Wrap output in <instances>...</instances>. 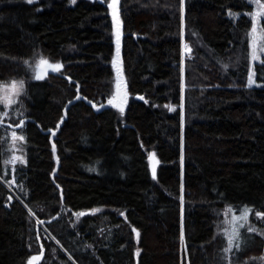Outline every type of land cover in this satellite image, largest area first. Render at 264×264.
Returning <instances> with one entry per match:
<instances>
[{
  "label": "trees",
  "instance_id": "16d2710c",
  "mask_svg": "<svg viewBox=\"0 0 264 264\" xmlns=\"http://www.w3.org/2000/svg\"><path fill=\"white\" fill-rule=\"evenodd\" d=\"M111 1L0 0V118L2 84L25 86L9 111L25 136L11 169L0 121V264H264L253 5L119 0L116 35ZM41 58L59 73L36 79ZM245 206L229 245L228 209Z\"/></svg>",
  "mask_w": 264,
  "mask_h": 264
},
{
  "label": "rangeland",
  "instance_id": "374dc122",
  "mask_svg": "<svg viewBox=\"0 0 264 264\" xmlns=\"http://www.w3.org/2000/svg\"><path fill=\"white\" fill-rule=\"evenodd\" d=\"M249 2L253 5L254 10L250 17L253 19V28L250 32V40H251V70H250V84L251 86H254V66L257 63L264 62V32L261 29V22L264 20V15L259 14L261 12H264V9H261L257 3L254 2V0H249ZM112 4V1H111ZM259 4L264 5V2L259 0ZM111 15L113 16L114 22H115V31L116 35L118 34L117 30V20L114 18V13H118V17H120V13L118 10V7L116 8V4L110 7ZM255 29V31H253ZM256 57V58H254ZM49 64H53L49 62ZM45 65L40 66V72H42V68ZM123 74L121 72H117V81H116V97L115 101H113V104L118 108H125L126 102L128 100V94L125 91L124 88V82H123ZM17 84L18 91L13 90L11 88V83H5L1 86V97L3 104L6 108V112L2 114L0 121L4 124L5 127H7L6 136L9 138V147L11 149V157L8 160L9 169H11V166L13 163H19L23 162V144L25 142V136L22 133L21 127L24 125V123L16 125L9 124L8 120L10 119L9 111L13 109L15 105L18 104V100L21 96V94L24 91V83L23 81H13ZM20 82H22L23 86L19 87ZM2 119V120H1ZM11 163V166H10ZM247 208L249 209V212L247 214V219H239L244 213L243 210ZM227 226H228V234L233 235L236 231H238L239 235L234 236L233 242H237L240 238L241 230L244 226H246L250 222V217L252 215V208L245 206L241 210L240 213H236L232 209H228L227 212ZM243 225V226H241ZM38 260L31 259V264H36ZM29 262V264H30Z\"/></svg>",
  "mask_w": 264,
  "mask_h": 264
},
{
  "label": "snow or ice",
  "instance_id": "6c2138e0",
  "mask_svg": "<svg viewBox=\"0 0 264 264\" xmlns=\"http://www.w3.org/2000/svg\"><path fill=\"white\" fill-rule=\"evenodd\" d=\"M29 2H31V0H29ZM73 2H75V0H73ZM254 2L257 3L261 9H264V5L259 4V0H254ZM118 3H119V0H112V4H110L109 7H112L113 5L118 4ZM259 14L264 15V12H261ZM114 18L118 22V20H119L118 13H114ZM253 31H255V29ZM185 47H187V46H185ZM262 50H264V49H262ZM254 58H256V57H254ZM41 65H47L54 72L59 71L62 68V65H60V64H49V62L46 59L41 58L37 64V66H36V75H35L36 79H43L47 75V72H43V73L40 72L39 69H40ZM22 86H23V84H22V82H20L19 87H22ZM11 88L13 90H17V91L19 90L17 87V84L15 82L11 83ZM121 111H123V109H121ZM153 175H155V172H153ZM96 211H99V210H96ZM248 212H249V209L245 208L243 210L244 214L241 217H239V219H245L246 220ZM84 214L85 213H78L77 215L80 216V215H84ZM261 215H264V214H261ZM241 226H243V225H241ZM136 235H137V237H139L138 232L136 233ZM238 235H239L238 231H236L233 235H230L229 241H228L229 245H231L233 243L234 236H238ZM225 250L228 251V250H230V248L225 249ZM137 255H139V252H137ZM32 259L38 260L39 257H33ZM30 264H31V262H30Z\"/></svg>",
  "mask_w": 264,
  "mask_h": 264
},
{
  "label": "water",
  "instance_id": "95a60500",
  "mask_svg": "<svg viewBox=\"0 0 264 264\" xmlns=\"http://www.w3.org/2000/svg\"><path fill=\"white\" fill-rule=\"evenodd\" d=\"M76 1V0H75ZM118 7V4H116V8ZM43 72H47V75L48 74H58L59 73V71H52L47 65H45L43 68H42V72L41 73H43ZM78 213H85L84 215H86V214H88L87 212H78ZM78 213H76L75 214V216H76V218H80V217H82V216H84V215H80V216H78L77 214Z\"/></svg>",
  "mask_w": 264,
  "mask_h": 264
},
{
  "label": "built area",
  "instance_id": "2783aa9c",
  "mask_svg": "<svg viewBox=\"0 0 264 264\" xmlns=\"http://www.w3.org/2000/svg\"><path fill=\"white\" fill-rule=\"evenodd\" d=\"M13 165H15V163H13ZM13 181H14V188H15L17 185V182H16V178L14 176H13ZM14 188H10V189H14Z\"/></svg>",
  "mask_w": 264,
  "mask_h": 264
},
{
  "label": "bare ground",
  "instance_id": "6f19581e",
  "mask_svg": "<svg viewBox=\"0 0 264 264\" xmlns=\"http://www.w3.org/2000/svg\"><path fill=\"white\" fill-rule=\"evenodd\" d=\"M11 192L15 197H18V194L15 192V189H11Z\"/></svg>",
  "mask_w": 264,
  "mask_h": 264
}]
</instances>
